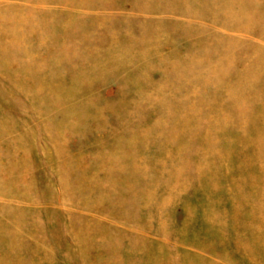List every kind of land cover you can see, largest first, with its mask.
<instances>
[{
  "label": "rangeland",
  "instance_id": "obj_1",
  "mask_svg": "<svg viewBox=\"0 0 264 264\" xmlns=\"http://www.w3.org/2000/svg\"><path fill=\"white\" fill-rule=\"evenodd\" d=\"M0 264H264V0H0Z\"/></svg>",
  "mask_w": 264,
  "mask_h": 264
}]
</instances>
